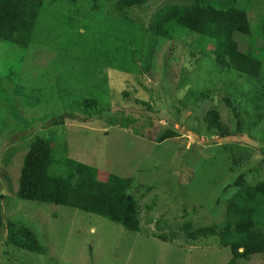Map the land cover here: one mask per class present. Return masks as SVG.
Here are the masks:
<instances>
[{
    "label": "rangeland",
    "instance_id": "obj_1",
    "mask_svg": "<svg viewBox=\"0 0 264 264\" xmlns=\"http://www.w3.org/2000/svg\"><path fill=\"white\" fill-rule=\"evenodd\" d=\"M191 1L194 0H150L133 6L128 9L132 28L148 27L155 12L167 4ZM237 1L239 6L249 5L254 21L258 19L257 6L264 10L262 0ZM93 5L91 0H48L27 49L9 41L0 43V193L4 213L0 264H225L229 258L227 248L164 241L152 234L153 221L165 214L167 220L159 219L161 229L169 219L177 224L174 200L179 199L181 206L203 204L207 210L208 217L201 222L191 214L194 222H215L222 228L226 200L234 191L231 186L225 191L226 186L254 168L255 173L250 172L248 178H264V153L260 149L264 109L247 100L251 98L248 90L252 85L242 77L233 82L229 79L212 88L213 99L204 98L193 107L179 103L177 96L182 92L163 91L159 98L153 90L158 76L153 79L133 70L110 68V63L118 59L101 49V39L96 35L103 30L101 17L107 19L116 5L108 3L104 9ZM76 6L81 7L80 14ZM90 10L94 16L85 18ZM40 41L60 50H42ZM158 46V64L153 68L156 72L172 65L168 58L173 51L170 43ZM147 50L150 48L138 51L134 58H141ZM189 51L188 47L185 56ZM110 70L120 74L111 75ZM195 72L197 86L205 79L204 63ZM71 77L74 80L67 83ZM235 85L248 92L247 97L234 96L231 90ZM98 86H104L112 96V107L132 117L137 130L160 134L172 128L179 136L155 142L118 125L84 120L66 119L62 124L46 126L53 118L73 111L77 105L74 100L91 95ZM125 91L131 95L126 97ZM214 106L229 126L231 134L226 138L206 127L204 115ZM37 136L62 143L61 153L66 144L70 157L104 172L134 177L131 191L142 207L141 231L128 230L104 216L74 207L20 198L17 190L24 157ZM250 140L261 142L257 145ZM146 204L152 206L151 210L144 209ZM149 217L152 223L147 222ZM9 220L31 225L47 252L36 253L6 242ZM240 264H264V254H254Z\"/></svg>",
    "mask_w": 264,
    "mask_h": 264
},
{
    "label": "trees",
    "instance_id": "obj_2",
    "mask_svg": "<svg viewBox=\"0 0 264 264\" xmlns=\"http://www.w3.org/2000/svg\"><path fill=\"white\" fill-rule=\"evenodd\" d=\"M46 1L0 0V43L9 41L27 49L35 37L39 14ZM91 1L93 8L97 9L106 8L108 3L116 5L115 11L109 12L111 15L107 19L101 17L99 23L103 30L100 29L96 35L101 39V49L118 59L114 64L110 63V68L133 70L142 77L153 79L158 76L153 84L157 96L161 98L163 91L172 94L175 91L182 92L177 99L184 107L189 104L193 107L196 102L207 97L213 99L212 88L218 87L220 83L225 84L229 79L233 82L242 77L252 85L248 90L251 98L247 100L264 109L263 6H257L258 19L254 21L248 11L249 5L241 7L237 0H194L187 4H167L155 12L148 27L138 25L132 28L128 9L145 5L150 0H118L116 3L114 0ZM101 4L104 6L101 7ZM79 9L81 7L76 6V12L80 14L82 10ZM93 16L90 10L85 18ZM242 41L245 46H242ZM169 43L173 49L168 57L172 65L170 68L163 66L160 72H156L153 68L158 64V45ZM42 44L40 41L42 50H60L52 43ZM188 47L190 51L185 56ZM148 48L150 50L144 52L141 58H134L138 51ZM11 54L12 51H9L8 56ZM153 55L155 61L151 63ZM5 60L8 59L4 57ZM5 63L8 66L11 64ZM202 63L205 65V79L194 86L195 70ZM110 71L111 75L120 74ZM72 78L74 80L75 77L68 78L67 83ZM248 92H242L238 85L234 88L232 86L231 90L236 97H247ZM129 94L131 92H124L126 97ZM111 97L104 86H98L91 95L75 99L77 105L72 108L73 111L53 118L46 126L62 124L66 119L77 122L84 120L88 123L118 125L155 142L179 136V132L172 128H166L160 134H153L151 130H137L133 127L130 115H125L120 108L112 107ZM226 101L230 103L229 98ZM204 121L208 131H216L222 138L230 136L229 126L221 120L215 106L206 112ZM54 140L41 136L32 140L24 157L17 195L22 199L74 207L104 216L128 230L141 231L142 207L131 191L135 184L134 177L104 172L96 166L70 157L66 144L61 153L59 149L63 144ZM250 141L258 145L260 140ZM262 141L260 149L264 153V138ZM255 169L250 172L255 173ZM250 172L238 175L232 184L226 186L225 191L230 186L234 191L226 200L225 224L222 228L215 222L199 223L208 217L203 204L181 206L179 199H176L177 224L169 219L164 229H161L159 219L160 222L167 220L165 214L157 218V221L149 217L147 222L154 223L152 234L164 241L181 240L185 245H217L222 249L227 248L229 258L225 264H240L254 254H264V178L249 179ZM144 207L147 210L152 208L148 204ZM191 214L198 217L199 222H194ZM3 223L0 193V229ZM6 242L36 253L47 252L35 229L22 222H7Z\"/></svg>",
    "mask_w": 264,
    "mask_h": 264
}]
</instances>
